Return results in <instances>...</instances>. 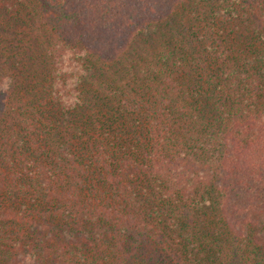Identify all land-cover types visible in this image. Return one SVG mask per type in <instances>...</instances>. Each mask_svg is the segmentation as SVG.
Here are the masks:
<instances>
[{
  "label": "trees",
  "instance_id": "16d2710c",
  "mask_svg": "<svg viewBox=\"0 0 264 264\" xmlns=\"http://www.w3.org/2000/svg\"><path fill=\"white\" fill-rule=\"evenodd\" d=\"M170 2L0 0V264H264V0Z\"/></svg>",
  "mask_w": 264,
  "mask_h": 264
},
{
  "label": "rangeland",
  "instance_id": "374dc122",
  "mask_svg": "<svg viewBox=\"0 0 264 264\" xmlns=\"http://www.w3.org/2000/svg\"><path fill=\"white\" fill-rule=\"evenodd\" d=\"M170 1L171 0H161V3L170 6L171 5ZM51 3H53L52 5H55L53 1ZM207 3L208 0H187V3L183 7L181 6V8L178 9L177 11L178 13H175V15L170 21L155 26L150 30H148V32L139 35L132 49L129 52V59L125 60L126 64L123 67H128L131 62H135V63L137 62L140 68H144L145 66H148L151 62L153 63L159 62L163 53L173 49V47L177 44L176 42L182 41L185 35L184 32L185 28L190 25L191 19L193 18L195 19V17L199 16L197 15L198 13L200 12L203 13L205 9H207ZM48 12H52V11L49 10ZM194 12H198V13L196 15H193ZM24 13H26V15H29L32 18V21H30L29 27L27 28L26 31H28L32 36H36V34L38 36L40 35L42 36L43 35L42 33L35 32V29L38 27L39 22L34 20L36 18L34 17V13H32V10L28 9ZM182 13L183 16H179ZM46 19L49 20V17L46 16ZM197 23L199 24L198 21ZM54 24H55L54 21L50 20V26L46 25L45 28V31L47 30L46 38L49 39L48 44L44 45L46 49L45 53L49 51V48L52 45L59 43L58 41H55L54 34L52 33ZM199 29H201V27ZM25 39L26 41H28L29 37H26ZM32 47L33 48H31V50L32 49L36 50L38 46L33 45ZM38 50L40 51L39 47ZM71 52L72 51L69 52L68 49L66 56L62 58L61 62L60 61L56 62L55 58L58 57L59 55L56 52L53 53L54 61L57 63L54 65L56 66H60V64L64 65L63 72L66 71L67 73H70L71 67L74 66V64H76L75 62L79 60V58L75 57L74 55V53H76V50H74L72 53ZM120 67L122 66L119 65V68ZM110 68L111 67L109 66H104L105 71ZM114 69H118V67L115 66Z\"/></svg>",
  "mask_w": 264,
  "mask_h": 264
}]
</instances>
